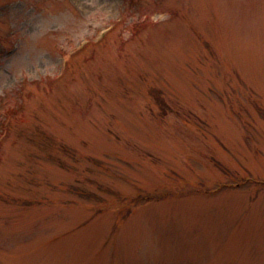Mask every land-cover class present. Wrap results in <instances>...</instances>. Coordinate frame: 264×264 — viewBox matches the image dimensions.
Instances as JSON below:
<instances>
[{
	"label": "rangeland",
	"instance_id": "1",
	"mask_svg": "<svg viewBox=\"0 0 264 264\" xmlns=\"http://www.w3.org/2000/svg\"><path fill=\"white\" fill-rule=\"evenodd\" d=\"M0 264H264V0H0Z\"/></svg>",
	"mask_w": 264,
	"mask_h": 264
}]
</instances>
